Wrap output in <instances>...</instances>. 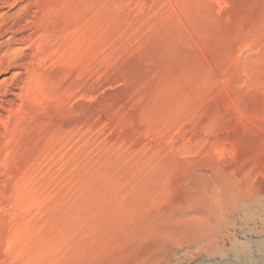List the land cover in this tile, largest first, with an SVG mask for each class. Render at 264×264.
Segmentation results:
<instances>
[{
  "label": "rangeland",
  "instance_id": "rangeland-1",
  "mask_svg": "<svg viewBox=\"0 0 264 264\" xmlns=\"http://www.w3.org/2000/svg\"><path fill=\"white\" fill-rule=\"evenodd\" d=\"M3 1L0 264H264V0Z\"/></svg>",
  "mask_w": 264,
  "mask_h": 264
},
{
  "label": "bare ground",
  "instance_id": "bare-ground-1",
  "mask_svg": "<svg viewBox=\"0 0 264 264\" xmlns=\"http://www.w3.org/2000/svg\"><path fill=\"white\" fill-rule=\"evenodd\" d=\"M10 1L9 0H5V1H3V2H1L2 4H8ZM38 2V1H37ZM9 5V4H8ZM4 7V5H2V6H0V10H1V8H3ZM6 13H4V15H2V17H3V22L2 23H0V29H1V26L3 25V24H5V23H7V22H9V21H11V20H13V21H18V23H21V25H23V26H21V28H20V30L19 31H21V32H24V31H26L25 29H26V24H25V22H26V20L28 19L27 18V16H28V7H27V4L26 5H24V6H22L18 11H17V13H15V14H11V15H9L8 13V15L6 16L5 15ZM17 26V25H16ZM4 27V26H3ZM8 29V28H7ZM18 31V30H17ZM3 35V34H2ZM25 40V39H24ZM16 49V48H15ZM24 48H18L17 50H13V51H11V52H6L5 54H3V56L0 58V61H2V62H5V61H10V60H12V59H14V57L15 56H21L20 58H22V61H24L25 59H24V57H25V52H24V50H23ZM1 50V49H0ZM15 61V60H14ZM7 63V62H6ZM1 64H3V63H1ZM21 65V64H20ZM19 65V66H20ZM28 71V70H27ZM31 71H33V70H31ZM28 73V72H27ZM31 75V74H30ZM25 81V80H24ZM24 83V82H23ZM26 83H27V81H26ZM22 85H24V84H22ZM26 85V84H25ZM24 85V86H25ZM24 86H22V90H21V94H20V96H21V99L23 100V98H24V95H25V87ZM4 88V87H3ZM20 88V87H19ZM28 88V87H27ZM10 94V93H9ZM27 94V93H26ZM27 96V95H26ZM29 97V96H28ZM31 97V96H30ZM2 101V100H1ZM2 108V107H1ZM2 146V145H1ZM4 147V146H3ZM6 148V147H5ZM4 160V159H3ZM9 166V165H8ZM2 181V180H1ZM4 182V181H3ZM7 183H8V181H7ZM6 183V184H7ZM5 189V188H4ZM1 194V193H0ZM5 196V195H4ZM3 205V204H2ZM14 207V206H13ZM10 208V207H9ZM9 211V210H8ZM9 215V214H8ZM248 231V230H247ZM211 246V245H210ZM215 246V245H214ZM212 248H213V246H211ZM210 247V248H211ZM209 248V249H210ZM215 248V247H214ZM210 250H212V249H210ZM209 251V250H208ZM249 251V256H251V258H253V254L251 253V249H249L248 250ZM242 255H240V257H241ZM237 257H239V256H237ZM215 264H223L222 262H216ZM224 264H244V259H239L238 260V262L237 263H232V262H226V263H224Z\"/></svg>",
  "mask_w": 264,
  "mask_h": 264
}]
</instances>
